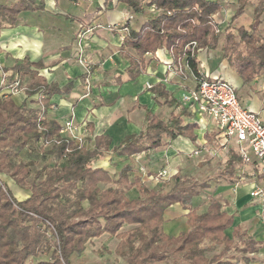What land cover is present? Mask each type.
<instances>
[{"label":"trees","instance_id":"obj_1","mask_svg":"<svg viewBox=\"0 0 264 264\" xmlns=\"http://www.w3.org/2000/svg\"><path fill=\"white\" fill-rule=\"evenodd\" d=\"M118 2L134 15L155 10L139 29H131L128 23L121 27L127 29L121 49L129 63L126 70L129 81L143 74L152 61L149 57L162 49L172 56L173 64L186 61L194 76L200 74L198 52L220 47L245 84H251L264 72V37L258 26L252 25L250 31L245 27L221 31L214 18L224 8L220 0ZM245 5L246 0L241 1L234 20L243 15ZM257 7L255 21L264 14V0H258ZM44 9L45 0L0 5V34L15 27L21 13ZM45 68L43 62L24 60L11 69L12 75L7 78L8 82H13L15 75L21 82L30 80L24 92L28 98L37 97L41 110L29 107L27 101L16 104L4 93L7 84L0 86V177L8 175L19 187L31 191L28 199L19 200L0 178V264H28L31 258L48 251L52 252L51 257L36 264H71L72 254H82L89 241L104 234L119 240L115 254L127 264H177L178 260L188 264H236L224 254L210 259L203 244L209 242L226 250L241 246L244 254L256 253L264 247V241L255 240L240 228H234L232 237L228 236L227 231L234 227V216L223 210L221 198L211 197L207 211L198 213L193 199L212 187L207 182L186 181L178 172L174 176L176 183L168 191H157L133 176L132 165L124 166L117 180L109 171L96 166L111 153L133 159L178 137L195 141L198 124L185 122L187 113L173 112L165 121L148 110L140 133L126 136L112 149L110 137L96 136L95 147L90 150L61 137L62 123L48 117L51 100L68 95L73 84L60 87L49 83L40 74ZM121 83L119 78L118 84ZM152 90L156 100L166 99L163 104L176 103L174 99L168 100L163 86L157 85ZM207 137L212 140V136ZM30 145L49 146L46 153L52 157L53 165L33 172L36 167L33 160L18 161L20 153ZM242 164L232 151L223 174L233 176ZM109 185L113 186L105 188ZM132 189L138 190L139 199L129 197ZM176 204L188 211L189 230L170 236L164 230V214ZM48 223L57 230V246L48 238L51 231Z\"/></svg>","mask_w":264,"mask_h":264},{"label":"crops","instance_id":"obj_2","mask_svg":"<svg viewBox=\"0 0 264 264\" xmlns=\"http://www.w3.org/2000/svg\"><path fill=\"white\" fill-rule=\"evenodd\" d=\"M18 1L0 0V5H11ZM154 13L155 10L151 8L146 15L137 17L118 0H45L44 11L21 13L17 25L2 30L0 34V86L5 83L7 86L12 84L7 78L12 75L11 69L17 63L24 60L43 62L46 68L40 74L49 83L60 87L73 84V89L68 95L55 96L51 100L52 107L48 115L53 114L51 119L62 124L68 119L86 124L89 139L85 146L90 150L95 147L96 136L110 137L112 149L126 136L140 133L146 123L148 110L165 121L173 112L182 115L187 113V116H184L185 122L198 124L194 132L195 141L178 137L160 149L143 153L133 159L111 153L106 159L96 163L97 167L109 171L115 180L124 166L132 165L133 176L141 178L147 187L149 181H154L152 178L156 172L168 170L173 176L178 173V169L197 171L210 157L206 148L211 147L216 135L208 120L201 121L190 114L182 104V90L194 87L196 81L190 72L185 76L173 74L169 67L173 58L166 50H159L154 57H149L152 61L144 73L136 80L129 81L126 73L129 63L124 56L126 52L121 49L127 32L123 29L110 31L106 27L117 25L121 28L128 23L131 29H139ZM223 55L221 48L199 51L197 60L200 73L211 79L219 78L238 84L255 96L262 93L257 109L251 104L244 107L258 114L264 121V85L261 88H253V85L257 84L256 80L246 85ZM79 57L89 64V74L86 68L78 63ZM16 77L15 75L13 80ZM119 78L122 79L121 84H118ZM29 83L28 79L21 82L23 88ZM147 84L153 87L163 86L168 92V100L174 99L176 103L163 104L165 98L156 100L153 90L148 89ZM7 91L6 88L4 93ZM10 97L18 105L27 101L29 107L41 110L37 97L28 98L22 93ZM208 135L212 136V140ZM224 157L221 158L226 162L227 156ZM136 167L139 169L136 170ZM146 169H150L148 174L144 173ZM251 172V167L242 164L233 176L221 177L219 192L216 193L214 188L215 193L212 192L211 187L207 193H213L214 198H221L223 210L234 216V227L227 231L229 237H232L234 228H240L242 232L261 242L264 241V201L251 197V192L264 188V175L258 172L256 177H253ZM2 176L4 175H1V180L12 192V186L3 180ZM110 186L113 185L105 188ZM21 195L25 198L23 200L30 197L24 193ZM128 195L131 199L140 198L137 189H132ZM202 196L203 194L193 199V206L200 214L205 213L209 205L204 204V201L201 205L197 204V200ZM187 214L188 211L179 204L167 209L164 214L165 232L170 236H178L181 232L188 231ZM118 243L117 238L108 234L92 239L87 243L86 250L75 257V264L92 262L95 254L101 252L116 255L114 251ZM239 247L241 249V246ZM234 250L236 252V248ZM226 259L236 264H264V247L256 253L237 252Z\"/></svg>","mask_w":264,"mask_h":264},{"label":"built area","instance_id":"obj_3","mask_svg":"<svg viewBox=\"0 0 264 264\" xmlns=\"http://www.w3.org/2000/svg\"><path fill=\"white\" fill-rule=\"evenodd\" d=\"M132 19L131 16L130 20ZM106 29L114 31L121 28L117 25H108ZM123 30L127 32V29ZM195 48L194 43L193 49ZM77 61L89 74L91 68L85 59L79 57ZM169 67L175 76H185L190 72L188 63L183 60L178 64L172 63ZM194 78L196 85L183 89L180 100L190 114L201 121L208 120L214 127L216 135L211 147L206 148L208 155L211 158H220L229 156L234 151L243 165L252 168L253 177H256L258 172L264 175V121L258 114L241 105L235 88L229 82L219 78L211 79L202 73ZM8 88L9 96L19 95L21 93L19 78L16 77ZM147 88L152 89L153 86L147 84ZM88 135L87 125L74 119L66 120L60 130L61 137L80 146L86 145ZM171 177L172 174L168 170H163L152 179L159 182L169 180ZM251 197L264 201V188H257L251 192ZM48 224L51 230L54 229L50 223Z\"/></svg>","mask_w":264,"mask_h":264},{"label":"rangeland","instance_id":"obj_4","mask_svg":"<svg viewBox=\"0 0 264 264\" xmlns=\"http://www.w3.org/2000/svg\"><path fill=\"white\" fill-rule=\"evenodd\" d=\"M220 1L224 5L223 6L224 8L220 13L216 14L214 18L216 22L221 23V25H219L221 31H224L227 27H230V28L245 27L248 31H250V27L252 25H256L258 26L260 34L264 37V14L261 16V18L258 21H255V13L258 10L257 9L258 0H246V5L244 7L243 15H241L235 20L233 19V16L236 13L237 9L239 8L241 1L243 2V0H220ZM138 16L139 15H137V17ZM136 21L137 19L135 20V22ZM224 64L226 65V63ZM255 80L257 81V84L253 85V88L254 87L261 88L264 85V72L258 75ZM230 84H232V86L235 88L237 97L242 106L251 104L254 109H257L256 106L259 103V99L262 97V93H257V96H255L253 93L246 92L244 88L239 86L238 84H234V83H230ZM7 90H9L8 86H7ZM7 93L9 92L7 91ZM21 93L22 95H26L24 92L23 84H21ZM48 116H50L51 118L53 114H50ZM87 139H89V137ZM49 148H50L49 146L41 147V145H38V146L30 145L20 153L18 161L33 160L36 163V167L33 172H35V170L42 168L43 166H52L54 161L52 157L46 153L49 150ZM224 158L225 157H223V159ZM223 159L221 157L220 158L209 157L207 161L203 163L201 167L198 168L197 171H192V170L183 171V169H178L179 170L178 172H180V174L185 177L186 181L196 180L198 182H207L209 185L212 186V192H214V189H216L215 192L217 193L219 192V188H220L219 184H221V177L223 175H226V174H223V167L225 164ZM138 169L139 167L138 168L136 167V170ZM157 170L159 171V169ZM149 172H150V169H146L144 173L148 174ZM159 174H160L159 172L158 173L156 172L154 176H157ZM174 176L175 175H173L169 180L165 179V180H160L159 182L151 180L148 183V187L151 189L157 190V191H168L176 183V179ZM2 179L8 182V184L12 186L13 188L12 192L17 199L19 200L25 199L24 196L21 195L23 193L28 194V196L29 195L31 196L30 190L19 187L15 183V181L11 179L8 175L2 176ZM202 194H203L202 198L197 200L198 205H201L203 201H204V204L208 203L209 199L211 197H214L213 193H210L211 194L210 195L209 193H207V191L203 192ZM47 234H48V238L53 243H56V246H57L59 242L57 230L52 229L51 231H48ZM203 246L205 247L207 251L206 254L210 259H212L214 256L221 255V254H224L225 257H227L231 254L241 252L240 247H238L239 249H236V252H235L234 248L226 250L224 249L223 246L213 245L209 242H205ZM51 254L52 252L48 251V252L43 253L40 257L36 259L31 258L28 261V264H36L39 260H48L51 257ZM114 254H115V251H114ZM241 254L243 253L241 252ZM78 255L80 254H77V253L72 254V256L70 257L71 264H75V257H77ZM176 263L177 264H188L182 260H178L176 261ZM85 264H127V263L125 259L120 258L116 255H113V254L106 255L103 252H101L100 254H95L94 259H92V262L88 261Z\"/></svg>","mask_w":264,"mask_h":264}]
</instances>
